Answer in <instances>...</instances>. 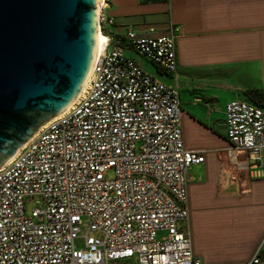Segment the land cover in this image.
<instances>
[{"label":"built area","instance_id":"obj_1","mask_svg":"<svg viewBox=\"0 0 264 264\" xmlns=\"http://www.w3.org/2000/svg\"><path fill=\"white\" fill-rule=\"evenodd\" d=\"M104 2L87 90L0 167V264H204L189 238L188 170L205 157L184 146L177 86L125 53L173 75L178 27L108 35ZM223 126L230 148L258 165L264 107L231 100Z\"/></svg>","mask_w":264,"mask_h":264},{"label":"crops","instance_id":"obj_2","mask_svg":"<svg viewBox=\"0 0 264 264\" xmlns=\"http://www.w3.org/2000/svg\"><path fill=\"white\" fill-rule=\"evenodd\" d=\"M103 13L114 21L108 35L126 25L151 36L178 27L176 73L151 63L150 74L177 86L184 146L205 157L195 164L202 174L188 170L194 256L237 264L259 251L264 259V156L250 165V154L228 147L223 126L227 102L264 105V0H105Z\"/></svg>","mask_w":264,"mask_h":264},{"label":"water","instance_id":"obj_3","mask_svg":"<svg viewBox=\"0 0 264 264\" xmlns=\"http://www.w3.org/2000/svg\"><path fill=\"white\" fill-rule=\"evenodd\" d=\"M99 0H0V167L80 94Z\"/></svg>","mask_w":264,"mask_h":264},{"label":"bare ground","instance_id":"obj_4","mask_svg":"<svg viewBox=\"0 0 264 264\" xmlns=\"http://www.w3.org/2000/svg\"><path fill=\"white\" fill-rule=\"evenodd\" d=\"M104 0H99L98 1V9H97V20H96V30H95V34H96V46H95V52H94V58L93 61L96 59V57L100 54V52L103 49V43L104 40L106 38V35L101 31L100 25H99V21H98V17H99V13H100V8L102 7ZM92 66V65H91ZM90 71H91V67L89 69V73H88V77L87 80L84 82L83 88L80 91V94L78 96H76V98L71 101L69 103V105L62 111L60 112L58 115L62 114L63 112H65L66 110H68L70 107H72L76 102H78L80 100V98L83 96V94L85 93V91L88 88V84H89V79H90ZM57 116V115H56ZM46 125V124H45ZM35 135V134H34ZM33 136V135H32ZM31 136V137H32ZM18 151V150H17ZM17 153V152H16ZM15 153V154H16ZM14 154V155H15ZM13 155V156H14ZM12 156V157H13ZM11 157V158H12ZM11 158H9L7 161H9ZM6 161V162H7ZM5 162V163H6Z\"/></svg>","mask_w":264,"mask_h":264},{"label":"rangeland","instance_id":"obj_5","mask_svg":"<svg viewBox=\"0 0 264 264\" xmlns=\"http://www.w3.org/2000/svg\"><path fill=\"white\" fill-rule=\"evenodd\" d=\"M126 53V55L127 56H129V57H134V58H136V59H138L139 60V62L141 63V64H139L145 71L147 70V72H149V73H152L153 74V68H152V64H151V62H149L148 60H146L145 58H143L142 56H140L139 54H137V53H135V52H133V51H127V52H125ZM143 63V64H142ZM145 64V65H144ZM148 69H149V71H148ZM228 147H230V145H228ZM202 169H203V166L202 165H194L192 168H191V170H190V172H191V174L192 175H194V176H198L199 174H202ZM109 175L111 176L112 175V173H109Z\"/></svg>","mask_w":264,"mask_h":264},{"label":"trees","instance_id":"obj_6","mask_svg":"<svg viewBox=\"0 0 264 264\" xmlns=\"http://www.w3.org/2000/svg\"><path fill=\"white\" fill-rule=\"evenodd\" d=\"M152 63V62H151ZM153 64V63H152ZM155 65V64H154ZM157 68H159V69H161L160 67H158L157 65H155ZM249 101H251V102H253V103H255V104H258V105H260V106H263L264 107V105L263 104H260V103H258V102H256L255 100H253V99H249Z\"/></svg>","mask_w":264,"mask_h":264}]
</instances>
